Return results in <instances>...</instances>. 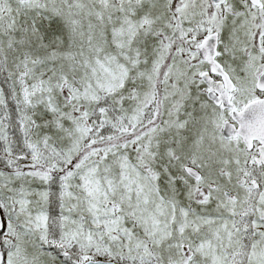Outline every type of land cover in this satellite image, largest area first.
Listing matches in <instances>:
<instances>
[{
    "label": "snow or ice",
    "instance_id": "snow-or-ice-1",
    "mask_svg": "<svg viewBox=\"0 0 264 264\" xmlns=\"http://www.w3.org/2000/svg\"><path fill=\"white\" fill-rule=\"evenodd\" d=\"M0 264H264V0H0Z\"/></svg>",
    "mask_w": 264,
    "mask_h": 264
}]
</instances>
